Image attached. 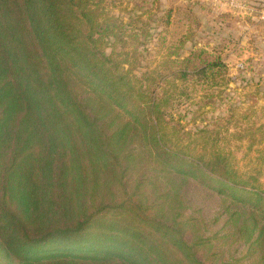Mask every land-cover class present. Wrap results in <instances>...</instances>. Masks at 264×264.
Wrapping results in <instances>:
<instances>
[{
    "label": "trees",
    "instance_id": "obj_1",
    "mask_svg": "<svg viewBox=\"0 0 264 264\" xmlns=\"http://www.w3.org/2000/svg\"><path fill=\"white\" fill-rule=\"evenodd\" d=\"M102 1L0 0V264H241L222 239L264 264L258 177L172 145L192 94L137 74L139 28ZM193 180L223 198L226 235L186 212Z\"/></svg>",
    "mask_w": 264,
    "mask_h": 264
},
{
    "label": "rangeland",
    "instance_id": "obj_2",
    "mask_svg": "<svg viewBox=\"0 0 264 264\" xmlns=\"http://www.w3.org/2000/svg\"><path fill=\"white\" fill-rule=\"evenodd\" d=\"M102 4L125 23L133 20L127 29L139 28L138 37L127 42L128 51L135 46L139 51L137 74H154L163 86H185L192 94L183 114L193 133L181 140L174 137L172 145L194 154L223 150L240 174L258 177L264 189V0H103ZM132 13L141 14L130 18ZM213 62L218 64L209 65ZM184 65L192 71L185 83L177 75L168 76ZM203 67L205 74H197ZM199 125L208 128L206 135L219 132L218 140L205 143L195 128ZM185 196L186 212L205 220L206 234L221 228L222 236L230 232L220 195L193 180ZM222 249L227 259L233 256L241 264H253L243 244L222 239Z\"/></svg>",
    "mask_w": 264,
    "mask_h": 264
},
{
    "label": "built area",
    "instance_id": "obj_3",
    "mask_svg": "<svg viewBox=\"0 0 264 264\" xmlns=\"http://www.w3.org/2000/svg\"><path fill=\"white\" fill-rule=\"evenodd\" d=\"M262 18L264 19V15L262 16Z\"/></svg>",
    "mask_w": 264,
    "mask_h": 264
}]
</instances>
